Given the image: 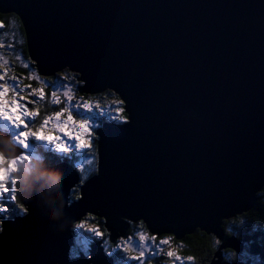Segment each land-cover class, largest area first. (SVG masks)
I'll list each match as a JSON object with an SVG mask.
<instances>
[{
  "label": "water",
  "instance_id": "95a60500",
  "mask_svg": "<svg viewBox=\"0 0 264 264\" xmlns=\"http://www.w3.org/2000/svg\"><path fill=\"white\" fill-rule=\"evenodd\" d=\"M0 14L20 20L39 75L68 69L80 94L109 90L126 114L96 129L86 180L68 162L28 174L27 211L1 223L0 264H113L101 240L70 255L88 215L112 243L139 222L178 241L199 230L221 243L210 264H249L224 260L244 244L222 222L264 189V0H0ZM0 149L22 153L5 129Z\"/></svg>",
  "mask_w": 264,
  "mask_h": 264
},
{
  "label": "rangeland",
  "instance_id": "374dc122",
  "mask_svg": "<svg viewBox=\"0 0 264 264\" xmlns=\"http://www.w3.org/2000/svg\"><path fill=\"white\" fill-rule=\"evenodd\" d=\"M8 25L9 26L6 31H4L3 29L0 30V76L3 77V79L0 80V85H4V84L9 85L8 91L6 92V94L3 97H0V106H3V108L9 113V115H13L14 118L19 116L21 118H24L27 121V118L23 116V113L25 112V110H27L28 112H35L34 111L35 109L29 106H26V104L24 103L26 99L27 101H31L35 106L38 105L39 103L48 101V99L50 98L53 101V103H57L56 102L57 99L60 101L59 103L63 102L64 108L68 107L69 103L71 105H80L79 115H77V112L75 110H72L73 121L75 123L68 122L67 125H64V121H66L67 115H68L67 111L63 112L59 120H57L54 116V113H52V115H50L52 117V120L49 122V124L44 128H40V131H38V134L48 135L52 137H59V140L57 142L66 143L67 138L65 137L64 133H61L59 129L56 128V125L59 124L62 127H65L66 132H71L73 136L80 134V135H84L85 138H88L87 134H84L83 131L79 128V121L81 119H84L85 117L91 116V113L85 111L84 108L82 107L83 104H88L92 106L93 108L101 110L103 112L102 115L99 114L98 112L97 115L91 117L90 122L93 125L92 135L90 138V143H91L93 140V134L95 133V130L97 126L99 125L100 118L107 117L109 115L111 117L112 116L115 117L118 115V113L115 110L116 102H114V100H108V102H106L105 99L100 100V101L96 100L98 102L96 101L90 102V101H86V100H83L77 97L74 92L75 87L72 83V75L66 73L65 70L58 72L55 75L57 77L54 79V81H49L48 80L49 77H44V76L39 75L34 65L32 64L31 60L25 57L24 54L21 52V50L17 48L18 41H21V40L19 37H17V30L15 29L16 24L14 22V19L9 18ZM0 26H3V25L0 24ZM7 38L11 39V41L10 42L7 41L6 40ZM15 47L17 50L14 49ZM18 68L23 70L21 74L17 73ZM13 77L16 79H12ZM17 81H19V87L15 91H13L11 85L15 84ZM20 89H24V90L20 91ZM33 89L37 90V93L39 92V90H43V92L45 93L44 98L42 100H37V93H33L32 91ZM65 93H67V96H65ZM47 95H49V97ZM21 98H24V99H21ZM69 98H70V101H69ZM62 109H60V111ZM0 125H1L0 127L4 129H8V131L11 134V139L13 141L14 139L13 136L14 134L17 133L18 130L15 128L14 125H12L11 121H8L7 127H5L3 126L4 125L3 118L0 117ZM29 126H28V129H24L22 126L21 130L29 131V134L34 133L30 131ZM43 143L48 144V142L46 141ZM33 148H34V157H30V158L23 159V160H17V157H16V158L9 159V160L3 159V161H0V168L8 170L9 183H10L11 177L15 176L14 175L15 172L11 171V167H12L11 162L13 160L17 161L15 165L16 170L21 165L28 166L29 167L28 172H30V170L34 168L33 162L39 160L35 158V157H39L38 156L39 152L37 150V147L34 144H33ZM81 154L79 153V157L76 158L75 166L77 169H79V164L84 163L85 169L83 172L86 175L90 171V167L93 164L94 158L89 157V156H82ZM21 155L22 153L19 156ZM0 158H2L1 155H0ZM25 162H27V164H25ZM15 179H16V176H15ZM81 222L85 223L86 228L95 227L101 231V229L97 227L94 221H90L87 217L75 223L73 226L74 229H77V226ZM141 235H143L146 239L144 242H140V243L146 242L154 250V254L146 253L148 258L144 260V264L145 262H150L152 264L151 259H150V256L152 255L153 256L158 255V258H159L162 254L167 255L169 251L173 252L174 243H172V241H170L169 238L165 237V235L154 237L155 239V245H154L153 237L150 236L151 234L149 232L144 231L141 227H135L131 234H128L125 237H120L113 243L107 242L106 240L103 241L102 244L104 246L103 247L104 251H106L107 259L112 258L113 264H121V263L124 264V262H121V261H125L126 264H137L135 260L129 261L127 259L131 257H138L140 255V249L133 247V244L129 242V238H132L134 241H139V237ZM101 238H103V236L94 237L93 239L100 240ZM165 239H167L169 242L166 244H160V241L165 240ZM90 243L91 241L87 244V246L80 245L76 243V239H75L74 248L78 252H83L85 254H88ZM118 245H120V247H117ZM156 246H159L158 250ZM243 252L244 251H242L241 253ZM118 255L121 256V259L116 257ZM113 257H116L117 259L115 260L113 259ZM157 261H159V259H157L156 262Z\"/></svg>",
  "mask_w": 264,
  "mask_h": 264
},
{
  "label": "trees",
  "instance_id": "16d2710c",
  "mask_svg": "<svg viewBox=\"0 0 264 264\" xmlns=\"http://www.w3.org/2000/svg\"><path fill=\"white\" fill-rule=\"evenodd\" d=\"M9 18L14 19V22L16 24L15 29L17 30V37H19L21 40L18 41L16 39L18 41L17 48L21 50V52L24 54L25 57L29 58L26 49L24 31L21 22L17 18V16H15L14 14H7V15L0 14V24L3 25L2 27H0V30L3 29L4 31H6L8 29ZM6 40L9 42L11 41V39L9 38H7ZM14 49H16V47ZM17 71H18L17 73L19 74L23 72V70L19 68L17 69ZM65 72L72 75V83L75 87L74 92L77 97L90 102L96 100L100 101L103 99H105L106 102H108V100H114V102H116V106L119 105L123 109V104L121 100L117 97V95H115L113 92L109 90L95 95L80 94L77 90V86L79 82L77 80L76 74H74L73 72L72 73L69 72L68 69H65ZM56 77L57 76L49 77L48 80L54 81ZM47 96L49 97V95ZM24 103L26 104V106L35 109L34 111L38 113L36 117V121L30 124L29 126L30 131L34 133H38V131H40L42 121L46 117L64 108L63 102L59 104L53 103L51 98L48 99V101L39 103L36 106L31 101H27V99ZM107 117L100 118L99 125L97 126V128L101 126L104 121H113L118 123L126 121V119H123L126 118V114L124 113V110L122 112H119L118 115L115 117L114 116L111 117L110 115ZM0 129L2 130L4 128L0 127ZM5 130L10 134L8 129ZM96 141H97V136L96 133H94L93 140L91 142V147L88 150H86L85 153L82 154L80 153L82 156H89L94 158L93 164L90 167V171L86 175L84 174V172L80 171L75 166V160L77 157H79V153H74V152L61 153L59 151L50 150L48 144L46 143L43 142L34 143V145L37 147V150L39 152L38 153L39 160L33 162L34 168H32L30 172H28L29 167L25 165H21L24 166L27 170L20 171L19 176H17L16 174L20 169L19 166L14 173V175L16 176V181L19 180V183H17L18 196H19V190L26 181L28 174L34 171L39 166L52 165L58 162H68L72 164L79 171L81 181H84L93 174H95L96 165H97ZM52 148H54V146H52ZM8 186H10V183ZM18 196L16 202H11V201L8 202L10 204V207L7 212H0V228H1V223L5 218H13L17 215L24 214V211H21L18 207L20 203ZM78 196H79L78 187H75L70 194V198L71 200L77 199ZM86 217L90 221H94L97 227H99L103 232V238H101V240L102 241L106 240L107 242H110L108 233L106 232L103 226V222L100 219L91 215H88ZM135 227H141L144 231L148 232L145 225L142 222H139L136 224H131L127 235L131 234ZM222 228L224 230L226 237L235 236L243 242L244 244L243 253L245 254V255L243 253L238 254L232 250L226 249L223 251L224 260L227 261L241 260L244 261L245 263H250V264H264V189L258 194L255 204L249 212L237 216L235 218L223 220ZM72 232L76 239V235L78 234L77 229H74L73 227ZM165 237L169 238L170 241L174 243V248H178L177 251L179 257L185 259V262L183 264H210L214 252L221 244L213 235H207L199 230H196L195 233L186 236L183 240L180 241L176 240L171 235H165ZM92 242L93 241L91 240V243ZM91 243L89 245H91ZM70 255L72 257H75L78 255V251L74 247H72ZM158 259L159 261H157V264H180L178 262L179 260L175 259L174 256H172L171 259V257H169L168 255L162 254Z\"/></svg>",
  "mask_w": 264,
  "mask_h": 264
},
{
  "label": "snow or ice",
  "instance_id": "6c2138e0",
  "mask_svg": "<svg viewBox=\"0 0 264 264\" xmlns=\"http://www.w3.org/2000/svg\"><path fill=\"white\" fill-rule=\"evenodd\" d=\"M2 27V26H0ZM3 77L0 76V80H2ZM16 79V78H12ZM9 85L4 84L0 85V97H3L6 92L8 91ZM13 91H15L19 87V81H17L15 84L11 85ZM30 87V86H29ZM24 89H20V91H23ZM33 93H37V90L33 89ZM54 95V93H53ZM45 96V93L43 90H39L37 93V100H42ZM65 96H67V93H65ZM24 99V98H21ZM70 101V98H69ZM57 103L60 101L57 99ZM82 107L84 108L85 111L91 113V116L85 117L84 119H81L79 121V128L83 131L84 134H87L88 138H85L84 135L77 134L73 136L71 132H66L65 127H62L61 125L57 124L56 128L59 129L61 133H64L65 137L67 138V142H57L59 140V137H52L48 135H42L38 133H31L29 134V131L26 130H21L22 126L24 129H28V126L36 121V117L38 115L37 112H28L25 110L23 113V116L27 118V121L24 118H21L19 116L13 117V115H9V113L3 108V106H0V117L3 118L4 125L7 127V122L11 121L12 125L15 126V128L18 130L16 134H14V139L13 143L15 144L16 147L21 149L22 155L17 157V160H23L27 159L30 157H34V148L33 144L36 142H48V146L50 150L54 151H59L61 153H69V152H74V153H85L86 150H88L91 147L90 143V138L92 135V129L93 125L91 124V117L99 114H103L101 110L95 109L92 106L88 104H83ZM80 105H71L69 103V106L62 109L61 111H56L54 113V116L57 120L62 116L63 112L67 111V119L64 121V125H67L68 122H73V115H72V110H75L77 112V115L80 114L79 112ZM115 110L117 113L122 112L123 109L117 105L115 107ZM126 119V118H123ZM52 120V117H46L42 124L41 128L46 127L49 122ZM52 145H54V148H52ZM36 159H39V157H35ZM3 158H0V161H3ZM16 160H13L11 162L12 167L11 171L15 172L16 170ZM85 169V164L80 163L79 164V170L84 171ZM27 170V169H26ZM86 178V177H84ZM9 185V176H8V170H5L3 168H0V212H7L9 210L10 204L8 203L9 201L11 202H16L17 201V196H18V190H17V181L15 179V176H12L10 179V186ZM19 194L23 197V194L19 191ZM26 199V198H25ZM19 209L21 211H27L24 207V203H19L18 205ZM78 234L76 235V243L80 245L87 246V244L94 238V237H102L103 232H101L98 228L95 227H90L86 228L85 223L81 222L77 226ZM145 237L141 235L139 237V241H134L132 238H129V242L133 244V247L140 249V255L138 257H131L127 258L129 261L135 260L137 264H144V260L147 259L146 253L154 254V250L152 247H150L146 242L145 243H140L145 241ZM169 241L167 239L160 241V244H166ZM153 244L155 245V239L153 238ZM117 247H120L118 245ZM159 246H156L158 250ZM169 257L174 256L175 254L171 251L167 253ZM191 259V258H189Z\"/></svg>",
  "mask_w": 264,
  "mask_h": 264
},
{
  "label": "flooded vegetation",
  "instance_id": "af4514ba",
  "mask_svg": "<svg viewBox=\"0 0 264 264\" xmlns=\"http://www.w3.org/2000/svg\"><path fill=\"white\" fill-rule=\"evenodd\" d=\"M151 237H156L155 235H150ZM101 240V239H100ZM102 241V240H101ZM102 243H103V241H102ZM177 249L178 248H174L173 249V253L175 254L174 255V257H175V259H178L179 261V263L180 264H183L184 262H185V259H183L182 257H179V255H178V251H177ZM116 257H118L119 259H121V256L120 255H118V256H116ZM116 257H113V259H117ZM150 259H151V262H152V264H157V262H156V260L158 259V255H152V256H150ZM121 261V260H120ZM155 261V262H154ZM121 262H124V264H126L125 263V261H121ZM148 263H150V262H145V264H148ZM122 264V263H121ZM151 264V263H150Z\"/></svg>",
  "mask_w": 264,
  "mask_h": 264
},
{
  "label": "clouds",
  "instance_id": "9594fccd",
  "mask_svg": "<svg viewBox=\"0 0 264 264\" xmlns=\"http://www.w3.org/2000/svg\"><path fill=\"white\" fill-rule=\"evenodd\" d=\"M3 149H0V151H2ZM25 164H27V162H25ZM20 171H26V168L24 167V166H20V169H19V171L17 172V176H19V172ZM60 174L59 173H54V174H52L51 176H50V180H51V182L53 183V184H57V183H59V181H60ZM17 183H19V180H17Z\"/></svg>",
  "mask_w": 264,
  "mask_h": 264
},
{
  "label": "bare ground",
  "instance_id": "6f19581e",
  "mask_svg": "<svg viewBox=\"0 0 264 264\" xmlns=\"http://www.w3.org/2000/svg\"><path fill=\"white\" fill-rule=\"evenodd\" d=\"M250 264V263H249Z\"/></svg>",
  "mask_w": 264,
  "mask_h": 264
}]
</instances>
